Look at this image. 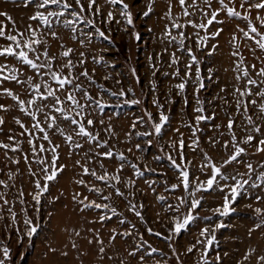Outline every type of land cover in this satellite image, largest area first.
<instances>
[{"label":"rangeland","instance_id":"374dc122","mask_svg":"<svg viewBox=\"0 0 264 264\" xmlns=\"http://www.w3.org/2000/svg\"><path fill=\"white\" fill-rule=\"evenodd\" d=\"M98 2L101 6L102 15L94 19H96L97 27H100L106 35H110L112 43L94 38L93 43L81 47L78 41L72 39L70 30L64 29L60 25H54V29L60 38L59 42H62L65 48L75 49L71 57L73 60L79 59L80 52L85 53L87 57L85 67L90 73L93 71L95 73L93 76L96 81L95 85H89L87 81H84V86L91 95H97L100 85L107 88L109 92L118 93L122 88L127 92L129 87L135 92L134 97L131 93H127L124 97L102 93V102L106 103L107 107L103 112L99 110L91 112L90 118L94 120L95 124L89 130L94 133L98 132L99 139L107 140L114 153H123L127 157V161L136 163L143 175L136 176L134 170L127 166V162H123L125 167L123 171L119 172L122 183L118 187L125 193V197L113 196L111 201H101L95 194L88 192L87 188L75 183L78 179H84L90 185L95 184L98 187H104L102 182L95 181L89 176H82L81 168L75 165L76 160L86 163L83 153L88 150L90 145L84 144V149H76L69 157L68 145L63 142L62 137L54 135L52 137L54 143L61 144L58 163L66 164L67 167L56 181L50 182V191L42 196L41 204L35 205L30 195L35 190L33 178L27 172V166L23 163L21 153H8L14 158H21L19 165L6 164L4 150L0 149V168L4 170L0 172V180L9 184L8 189L0 186V193H6L11 202L10 206L17 213L15 225L11 223L6 209L0 213L5 217L4 220H0V248L8 247L11 253V260L7 264H121V261H124V264H138V257L141 253L137 252V257H131L128 252L135 250V245L141 243L140 235L158 249V252L154 253L152 257H146L147 264H157V261L159 264H177V257L172 252L173 248L179 255L182 264H200L203 245L197 244L192 253H186V249L190 245L196 244L200 231L204 228L209 230L208 237H200V239L210 238L213 234L216 237L214 244L208 250L209 264H217L216 256L221 257L219 264H262L259 257L264 255V215H257L254 209L260 208L264 212V184L258 188H251L250 184L259 172H264V168L260 167L261 164H264V153L241 157V159L251 162L256 169L251 177L238 174L247 173L243 164L233 163L222 169L224 174L236 176V180L229 179L228 184L235 186L237 180L241 182L249 180V184L240 189L241 195L231 205L234 211H230L227 216H221L214 212L217 208L222 209L223 197L230 191L228 188H225L224 192L216 190L197 193L195 198L200 199L201 204L192 212L196 218L179 235L173 234L170 240L163 237L169 236L170 230L174 227V218L182 221L183 217L188 214L191 203V198L184 192L182 185L175 192L166 190L172 184L179 183V173L171 166L166 156L172 155L178 164L181 163L177 151L169 147V144L179 139L182 134L185 141V163L182 164V167L187 168L190 173V181L193 183L197 176L200 181L206 180L211 175L210 169H205L204 172L199 171L204 154L207 153L212 161L219 166L231 153V148L225 150L222 147L223 142L230 139L225 127L229 115L237 122L234 126L236 135L243 137L246 134V121L242 115V110L241 113L236 112V97L233 95L234 88H243L245 80H236V76L240 73L234 71L237 58L232 56L235 49L229 41L233 34L238 37L236 43L239 45V51L245 58V65L249 67L252 78L255 79L258 77L255 76V72L250 66L256 64L257 69L261 67L262 65L256 57H264V52L256 49L255 54H253L249 49L255 48L254 43L243 38L242 33L237 30V24L240 27H245L244 22L235 18H228L224 13L218 17L219 20H224V23L214 24L210 27L209 32L221 27L224 31L216 39H209L207 47H204L203 50L196 48L194 39L186 41V45L193 48V52L198 58V66L205 84V88L198 94L200 101L203 102L199 106L205 109L203 115L215 117L211 120L202 121L197 126L196 137H193L192 129L185 127V125L193 124L196 126L195 116L198 114L194 109L198 105L194 96L195 85L189 81L186 91L177 94V90L172 86L181 82L180 78L164 75L165 72L172 73L176 67L168 66L170 54L173 52L180 57L181 75L184 72V65L191 63L190 58L185 53L177 51L175 44H169L167 40L163 39L165 25L168 24V21L163 18L167 11L166 0H155L153 11L148 17H144L143 12L147 10L146 6L150 0H124V3L129 5V10L133 15V25L131 26L127 25L125 18L120 15L119 5H109L105 0H98ZM173 3L176 4V0H173ZM213 7H218L215 0ZM76 10L78 11V9ZM0 11H5L12 17L15 21V27L19 31H24L28 25H31L43 33L44 39L50 45L51 53L58 54L61 51L59 43L47 34V30L40 26L37 21L29 19L36 11H44V9H37L35 3L29 7H24L23 4L4 3V0H0ZM110 11L115 18L113 22L111 24L101 23L100 21L104 20ZM180 12L178 5L173 8V15H178ZM85 15L90 17V14L86 13ZM198 18L199 14L193 17V19ZM3 19L0 17V21ZM12 27L11 24L8 25L9 30H12ZM85 30L92 31V29ZM192 31L191 28L186 30L189 35ZM134 33L139 36V40L135 38ZM201 34L204 35V33ZM5 43L7 42L0 40V44ZM213 45H217V47L212 55H208L207 53L212 50ZM164 49H167V52H164ZM101 55L104 57V62L101 64L93 63L92 57ZM0 63H8L11 66L16 64V61L12 58H8V60L0 58ZM153 64L160 69L155 77L152 76L151 65ZM107 65H114V67ZM133 69L136 72L135 76L131 71ZM79 70L77 68V71ZM192 71L195 72V66ZM105 75L110 76L111 79L105 80ZM209 75L212 76L211 80L207 79ZM137 78H139L140 83L136 82ZM116 81H120V83ZM153 81L157 85L156 92L151 90ZM4 87L12 88L18 92L23 91L20 86L8 82H5ZM222 88L225 91H221ZM169 96L174 103H167ZM185 97L188 101L187 106L184 104ZM22 98L26 97L22 96ZM133 98L140 99L141 103L138 105L123 103L124 100ZM156 98H159L164 105L163 111L169 117L168 124L162 129V139L155 135L151 137L137 136V132L154 131L147 116H145L146 111L152 113L154 122H159L158 110L152 103L153 99ZM0 104H5L10 108L8 112H0V115H3L6 120L3 132H0V140L11 143L6 137L9 135L16 136V139L22 142L24 154H27L29 148L26 143L27 137L17 135L21 129L14 123L13 118L19 117L26 125L28 118L18 111L10 98L0 97ZM249 115H253V118L256 119L254 111L250 110ZM140 118H143V122L137 123L136 127L133 128V123ZM101 120L103 121L102 124L100 123ZM257 123L264 124V121L257 119ZM215 125L220 126L219 130L214 127ZM64 127L66 133L71 131L68 126L64 125ZM109 127L112 129L111 133L106 131ZM176 129H179V132L175 131ZM221 132L224 133L223 136L220 135ZM128 133L131 135H127ZM196 138H199L200 143L193 151L188 145L192 144ZM209 139L220 140L221 143L213 147L209 143ZM148 140H151L150 147L147 143ZM79 142L84 143L83 140ZM136 144L140 145L142 151L135 147ZM242 146L247 147V145ZM161 147L164 149L163 152L160 150ZM96 150L103 151V149ZM248 151L252 153L254 150L248 149ZM157 156L161 159L156 160L155 157ZM188 161L191 164H188ZM103 162L109 173H116L119 164L122 163L115 158L112 160L105 159ZM87 166L90 169L94 168L98 174L104 171L95 158ZM145 166L155 169V171H144ZM35 167L33 165L34 169ZM8 171L16 174L13 180L8 179L6 174ZM128 180L135 181L134 186H126L124 182ZM149 183L152 185L151 188ZM219 183L223 185L226 182L219 180ZM257 183L260 182L257 181ZM21 190L24 192V204L20 203L19 192ZM108 191L111 190L106 189L105 194ZM77 192L81 194L80 199L87 196L88 200H95L97 203H111L118 212L123 214L122 217H112L111 220L104 223H90V221H98V217L104 215L105 211L99 209L80 211L83 206L72 199L73 194ZM159 196H164L165 200H158L157 197ZM177 197H183L188 201L180 207L179 212L168 207L179 203ZM257 197L260 199L257 200ZM129 200L138 205L137 210L141 211L143 220L128 211L127 201ZM140 205L143 207L139 208ZM25 209L27 216L33 220L34 226L37 227V232L31 241L23 236ZM107 215H111V213H107ZM121 218L126 220L123 225L118 222ZM220 223L224 227L216 229V225ZM257 224L262 226L257 228ZM132 225H135L134 229ZM148 228L161 235H150L147 231ZM89 229L93 231H89ZM112 229H116L117 232L129 230L133 234L127 238L117 236L115 241L109 242ZM213 229H216L214 233ZM76 232H79L80 235L77 236ZM96 233H99L100 238L104 241L103 246L106 250L104 259H101L98 254L99 244L95 242L88 244L89 239L94 240ZM18 236H22V243H18ZM73 243L76 244V248L72 247ZM50 249H55V251H50ZM146 250L144 248L141 251ZM63 253H67V255L65 256ZM246 255L248 258L244 259ZM0 258H2V251H0Z\"/></svg>","mask_w":264,"mask_h":264},{"label":"snow or ice","instance_id":"6c2138e0","mask_svg":"<svg viewBox=\"0 0 264 264\" xmlns=\"http://www.w3.org/2000/svg\"><path fill=\"white\" fill-rule=\"evenodd\" d=\"M109 5H119L120 15L125 18L127 25H133V15L129 10V5L124 3V0H105ZM214 0H176V4L173 0H166L167 11L164 13V17L168 24L165 25L163 39L167 40L169 44H175L177 51L185 53L191 60V63L184 65V72L181 75L180 71V57L175 52L170 54L169 67L176 66L172 73L165 72V76H171L173 78H180L179 83H176L172 87L177 90V94L184 93L189 81L194 83V96L196 97V104L194 111L198 114L195 116L196 126L193 124H186L185 127L192 129V136L196 137L198 125L202 121L214 119V116L203 115L205 109L200 107L203 102L200 101L198 94L205 88L203 78L201 75L200 68L198 66L199 61L197 56L193 52L191 46L186 45V41L194 39L195 46L198 50H203L207 47L209 39H216L221 35L224 29L217 28L215 31L209 32L210 27L214 24H223L224 20H219L218 17L221 13H224L228 18H235L238 21H242L245 27H240L237 24V30L242 33L243 38L252 41L255 48L249 50L255 54L256 49L260 52H264V0H215V4L218 7H213ZM4 3L23 4L24 7H29L35 3L37 9H44V11H36L32 14L29 19L37 21L40 26H43L47 30V34L59 43L58 54L51 53L50 45L48 41L44 39V34L40 33L36 28L28 25L24 31H19L15 27V21L5 11H0V17L4 19L0 21V40L6 41L5 44H0V58L8 60L12 58L16 61V64L9 65L8 63H0V97H8L14 102V106L28 118V124L26 125L19 117H14V123L19 126L21 131L17 134L19 136H26V143L29 146L27 154H24L22 148V142L16 139V136L9 135L6 137L11 143H6L4 140H0V149L4 150L5 162L13 165H19L21 158H14L9 156L8 153H21L23 163L27 166V172L30 177L33 178L34 192L30 193L32 200L35 205L41 204V198L45 193L50 191V182L56 181L57 178L65 171L67 165L59 164L60 153L59 149L61 144L54 143L53 136L59 135L63 138V142L69 147V157L73 154L76 149H84V144L90 145L87 151L83 153L86 158V163H81V160H76L75 165L81 168L82 176H89L95 181L102 182L104 187H98L95 184H88L84 179H78L75 181L76 184L82 185L87 188V191L95 194L101 201H111L113 196L124 198L125 193L120 190L118 185L122 183L119 172L123 171L125 163L127 166L134 170L136 176H142L143 172L139 169L136 163L127 161V157L123 153H114L107 140L99 139V133L90 131L89 129L94 127V120L90 118L91 112L103 110L107 107L106 103L102 102V93H108L112 96L124 97L127 93H131L135 96V92L131 87L127 89V92L122 88L118 93L109 92L103 85L98 86L97 95L93 96L89 93L87 88L84 86V81H87L89 85H95L96 81L93 79L94 71L92 73L85 67L87 57L84 52L79 53V59L73 60L71 57L75 49L68 47L60 41L57 32L54 29V25H60L64 29L70 30L72 33V39L78 41L81 47H86L87 44L93 43L95 39H102L112 43L110 35H106L100 27H97L96 19L102 15L101 6L98 0H4ZM155 0H150V3L146 6V11L143 12L144 17H148L153 11V5ZM180 8L181 12L178 15H173V8ZM78 9V11L76 10ZM90 14V17H86L85 14ZM199 14L198 19H193ZM114 15L110 11L101 23L111 24L114 20ZM182 21V22H181ZM119 23V21H117ZM11 24L12 30H9L8 25ZM83 25V27H80ZM191 28L193 31L189 35L186 30ZM85 29H92V31H86ZM126 30V29H125ZM151 31V29H150ZM27 33V35H25ZM175 33V34H174ZM201 33H204L202 35ZM134 36L139 40V36L134 33ZM83 37V38H81ZM238 37L233 34L229 43H231L235 49L232 52V56L236 57L234 71H238L240 74L236 76V80H245L243 88H234L233 95L236 97V112L241 113L246 121L245 132L243 137H238L234 131L236 121L231 115L227 118V124L225 127L228 130L230 139L224 141L222 147L225 150L231 148L230 155L223 161L222 164L217 166L212 161V158L204 154L201 165L199 167L200 172H204L205 169H210L211 175L204 181H200L199 177H195V182L190 181V173L186 167H182L185 163L184 148L185 141L183 135L180 138L172 141L169 147L177 151L180 164L177 163L176 159L172 155H167L166 158L170 161L171 166L176 169L179 173L178 184H172L170 188H166L168 191L175 192L181 185L188 197L191 198L189 204L190 211L183 217L181 221L178 218H174V227L170 230V234L167 237H163L166 240H170L171 236L179 235L183 229H185L196 217L192 215L201 204L200 199H196L197 193L220 191L224 192L225 188L230 191L223 197V207L217 208L214 212L221 216H227L230 211H234L231 205L235 203L237 197L241 195L240 189L244 185L249 184V180H243L236 182L235 186L228 184L229 179L236 180V176H228L222 172V169L233 163L243 164L247 173H238L239 175H248L256 172L251 162H247L241 157L248 155H256L264 153V124H258L257 119L264 121V57H256L261 63V67L257 69L256 64H252L250 67L255 72V76L258 79L252 78L249 67L245 65V58L239 51V45L236 43ZM217 45L212 46L207 54L212 55ZM167 52V49H164ZM152 59L151 57L149 58ZM93 63L101 64L104 62V57H92ZM114 67V65H107ZM195 66V72L192 69ZM152 76L155 77L160 71L155 64L151 65ZM77 68L80 70L77 71ZM133 76L136 75L135 70H131ZM211 71V70H209ZM30 73V74H29ZM105 80L111 79L110 76L105 75ZM207 79L211 80L212 76L209 75ZM5 82L20 86L23 91L18 92L12 88L4 87ZM120 83V81H116ZM140 83L139 78L136 80ZM151 90L157 91V85L153 81L151 83ZM225 91V89H221ZM26 97V98H22ZM83 101V102H82ZM227 103V101L225 100ZM124 104L138 105L141 103L140 99L124 100ZM153 105L157 108L159 113V122H154V118L151 112H145L148 121L151 123V127L154 131L137 132L136 135L140 137H151L153 135L162 139V129L169 122V117L163 111L164 105L160 102L159 98L153 99ZM167 103H174L170 98L167 99ZM187 99L184 98V104L187 106ZM119 106V105H117ZM9 106L0 104V112H8ZM250 110L254 111L256 119L253 115H249ZM143 118L135 121L132 125L136 127L137 123H142ZM6 120L3 115H0V132H3V126ZM102 124L103 121L101 120ZM64 125L68 126L71 131L66 133ZM219 130V125L214 126ZM11 131V130H10ZM107 132L111 133L112 129L109 127L106 129ZM175 131L179 132V129ZM39 134V135H37ZM127 135H131L128 133ZM224 135V133H220ZM83 140L84 143L79 141ZM46 142V143H44ZM149 147L151 146V140L147 141ZM199 138L193 140L192 144L188 145L193 151L199 146ZM209 143L214 147L216 144H220V140L209 139ZM242 145H247L244 147ZM135 147L138 150L140 145L136 144ZM96 149H103V151H97ZM248 149H253L252 153H249ZM162 152L164 149L161 147ZM131 151V149H129ZM99 163L101 169H104L102 173H99L93 168L90 169L87 164L92 163L93 159ZM117 159L122 163L119 164L116 173H109L104 165V160ZM156 160H160L161 157H155ZM191 164L190 161L187 162ZM35 165V169L33 168ZM264 168V164L260 165ZM4 170L0 168V172ZM144 171L153 172L155 169L148 168L145 166ZM8 179L13 180L15 173L8 171ZM219 180H223L226 183L221 185ZM259 181L260 183H257ZM126 186L132 187L135 181L128 180L124 182ZM261 184H264V172H259L256 175L254 181L251 182V188H258ZM191 185V188H190ZM0 186L4 189L9 188V184L4 180H0ZM151 183L149 187L151 188ZM110 189L107 194L105 190ZM154 191V189H153ZM80 193L73 194V201L82 205L80 211L85 209H99L105 211L104 215L98 217V221H90V223H104L105 221L111 220L112 217H122V213L118 212L117 208L111 203H97L95 200H88L85 196L80 199ZM20 203L24 204L23 199L24 192H19ZM158 200L164 201V196L157 197ZM179 203L175 206L169 205V209H173L176 212L180 211V207L186 203L183 197H177ZM257 200L260 197L256 198ZM11 202L7 198L6 193H0V213L6 209L11 223L15 225L17 223V213L10 206ZM128 211L134 213L136 217L143 220L141 211L137 210L138 205L132 203L131 200L127 201ZM140 205L139 208H142ZM250 207V205H249ZM25 218L23 225L25 231L23 236H26L30 241L37 232V227L34 226L33 220L27 216L26 209ZM39 211V209H37ZM257 215H264L262 209H254ZM111 213V215H107ZM5 217L0 214V220H4ZM119 224L123 225L126 223L125 219H119ZM262 225L257 224L256 227L260 228ZM222 223L216 225V229L223 228ZM135 228V225H132ZM216 229H213V233ZM89 231H93L89 229ZM150 235L160 236L158 232H153L151 228L147 229ZM208 228H204L200 231L199 237L196 240V244L190 245L186 249V253H192L196 249L197 244H202L203 249L201 250V261L200 264H209L207 259L208 250L214 244L216 240L215 235H211L210 238L200 239V237H208ZM252 230L250 229V232ZM19 232V229H17ZM77 236L79 232L75 233ZM132 231L125 230L124 232H117L116 229H112L109 237V242L116 240L117 236L127 238L132 236ZM22 236H18V243H22ZM141 243L135 245V250L129 251L128 255L131 257H137V252L141 254L138 257V264H147L146 257H152L154 253L158 252V249L149 244L144 240L143 236H139ZM93 242L100 245L98 254L101 259H104L105 248L103 246L104 241L100 238L99 233H96L94 240L89 239L88 244ZM73 248H76V244H72ZM146 248V251H141ZM2 251V258H0V264H7L11 260V253L8 247L0 248ZM55 251V249H50ZM173 255L177 257V264H182L179 260V255L176 250L172 249ZM67 255V253H63ZM83 255V253H82ZM246 255L244 259H247ZM112 259V257H109ZM216 262L219 264L221 257L216 256ZM259 261L264 264V255L259 257ZM124 264V261H121ZM159 264V261H157Z\"/></svg>","mask_w":264,"mask_h":264}]
</instances>
